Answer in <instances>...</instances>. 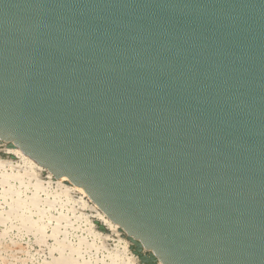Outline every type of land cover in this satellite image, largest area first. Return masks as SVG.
<instances>
[{
	"label": "water",
	"instance_id": "obj_1",
	"mask_svg": "<svg viewBox=\"0 0 264 264\" xmlns=\"http://www.w3.org/2000/svg\"><path fill=\"white\" fill-rule=\"evenodd\" d=\"M0 140L144 264H264V0H0Z\"/></svg>",
	"mask_w": 264,
	"mask_h": 264
},
{
	"label": "bare ground",
	"instance_id": "obj_2",
	"mask_svg": "<svg viewBox=\"0 0 264 264\" xmlns=\"http://www.w3.org/2000/svg\"><path fill=\"white\" fill-rule=\"evenodd\" d=\"M52 209L57 210L58 215L52 214ZM0 228L5 234L14 229L18 236L31 235L35 242L45 244L51 255L56 253L50 261L53 264H144L141 254L131 252L128 233L83 189L56 177L19 146L2 140ZM74 231L77 242L69 239L70 232ZM47 238L54 243L48 244ZM83 241H86L84 248ZM0 245L3 262L6 259L1 250L7 251L14 262L21 260L18 252L10 249L15 244L9 246L2 242ZM143 250L153 254L145 247ZM156 264L162 263L158 260Z\"/></svg>",
	"mask_w": 264,
	"mask_h": 264
},
{
	"label": "rangeland",
	"instance_id": "obj_3",
	"mask_svg": "<svg viewBox=\"0 0 264 264\" xmlns=\"http://www.w3.org/2000/svg\"><path fill=\"white\" fill-rule=\"evenodd\" d=\"M51 212L55 216L58 215L57 210L55 211L52 209ZM1 229L2 228H0V244L2 242L5 243L6 245H9V246L11 244H15L13 246H10V249L13 248L12 250H14V251L16 250V252H18L19 256H21V260L19 259L17 262H14L13 257L10 256L7 251H5L7 253L6 254L1 250V254L5 257L6 261L3 262L4 260L2 261V259L0 258V264H14V263L15 264H53L50 261H52V258H53L52 256H55L56 253L54 252V254L51 255L50 250L48 249V247L45 244H39V243L35 242V240L33 239V237L31 235H24L22 237L18 236V235H16V231L14 229H11L10 232H7L6 234L3 233L4 231ZM62 229L63 228H61V230ZM10 239H12V240H10ZM69 239H71L72 242L78 241L76 231L70 232ZM83 242H85V243H83ZM83 242H82V247L84 248L86 245V241H83ZM47 243L53 244L54 240L51 238H47ZM131 244H132V247L130 249L131 252L133 254L137 255L136 252L134 251V248H136L133 246L134 243L131 242ZM0 246H2V245H0ZM8 255H9V257H8ZM98 255H101V253H99ZM24 258H25V260H24Z\"/></svg>",
	"mask_w": 264,
	"mask_h": 264
}]
</instances>
